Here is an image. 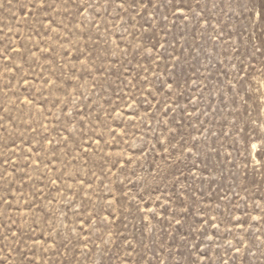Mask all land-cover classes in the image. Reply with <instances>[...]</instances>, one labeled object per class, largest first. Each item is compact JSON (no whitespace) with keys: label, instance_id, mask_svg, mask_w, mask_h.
<instances>
[{"label":"rangeland","instance_id":"1","mask_svg":"<svg viewBox=\"0 0 264 264\" xmlns=\"http://www.w3.org/2000/svg\"><path fill=\"white\" fill-rule=\"evenodd\" d=\"M0 264H264V0H0Z\"/></svg>","mask_w":264,"mask_h":264}]
</instances>
